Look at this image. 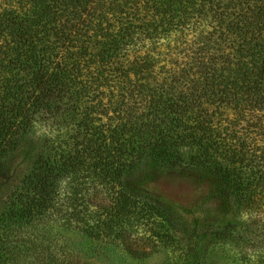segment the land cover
I'll use <instances>...</instances> for the list:
<instances>
[{"label": "trees", "instance_id": "trees-1", "mask_svg": "<svg viewBox=\"0 0 264 264\" xmlns=\"http://www.w3.org/2000/svg\"><path fill=\"white\" fill-rule=\"evenodd\" d=\"M14 162L0 264H82L17 235L58 219L132 260L174 233L232 242L264 205V0H0ZM170 176L187 202L150 188Z\"/></svg>", "mask_w": 264, "mask_h": 264}, {"label": "rangeland", "instance_id": "rangeland-1", "mask_svg": "<svg viewBox=\"0 0 264 264\" xmlns=\"http://www.w3.org/2000/svg\"><path fill=\"white\" fill-rule=\"evenodd\" d=\"M16 162L21 165V160ZM16 162L9 175L0 166V200L19 178L20 169L13 167L17 166ZM150 188L182 203L196 191L189 181L173 176L159 180ZM17 235L33 247L51 245L82 264H264V205L259 215L244 221L232 242L205 238L198 249L192 236L174 233L154 254L142 260H132L119 247L88 238L72 226L61 223L60 219L33 224Z\"/></svg>", "mask_w": 264, "mask_h": 264}]
</instances>
